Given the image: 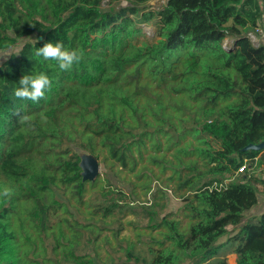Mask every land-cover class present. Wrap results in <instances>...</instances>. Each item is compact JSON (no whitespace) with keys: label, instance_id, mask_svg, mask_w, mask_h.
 <instances>
[{"label":"trees","instance_id":"16d2710c","mask_svg":"<svg viewBox=\"0 0 264 264\" xmlns=\"http://www.w3.org/2000/svg\"><path fill=\"white\" fill-rule=\"evenodd\" d=\"M125 1L0 0V50L24 40L0 64V192L12 190L0 195V264H95L96 233L109 245L126 224L149 237L121 236L108 264H264V212L246 219L257 178L238 173L264 150L248 148L264 141L260 0ZM58 41L84 52L69 71L35 55ZM38 72L52 81L45 97H15ZM80 150L102 157L104 176L82 179ZM167 169L183 204L164 212ZM88 182L115 196L81 220L70 204L88 201Z\"/></svg>","mask_w":264,"mask_h":264},{"label":"rangeland","instance_id":"374dc122","mask_svg":"<svg viewBox=\"0 0 264 264\" xmlns=\"http://www.w3.org/2000/svg\"><path fill=\"white\" fill-rule=\"evenodd\" d=\"M166 2V0H152L150 2V5L152 6V8H159L161 7L164 3ZM105 4L108 3V0H105L104 2ZM120 5L125 6L127 5V2L125 0H120ZM141 34L145 35L149 38L153 37V35L155 34V25L153 24H147L144 23L141 25ZM252 37V40L254 41L255 44H258V41L256 40V37L254 35V33L250 34ZM31 39V37H30ZM24 40L20 41V43L17 46H21L22 42ZM231 39H228L226 41V43H230ZM14 47L9 48L8 50H0V53L3 52H8L10 49H12ZM9 57V56H8ZM7 57V58H8ZM6 58V59H7ZM5 59L0 57V64L4 61ZM189 138H191L189 136ZM81 154L86 153L85 151H81ZM100 161V174L98 176H104L105 172H106V167L105 164L102 162V157L98 158ZM170 173L171 170L167 169L164 173H162V187H167L168 189V193L170 195V203L169 206L167 207V209L164 212H168L170 209L171 210H177L178 208H180L183 204L182 200L178 197V196H174V186L175 183L173 181H171L169 179L170 177ZM125 173H122V175H124ZM135 179V178H133ZM112 182L116 183L117 181L113 178L112 176ZM118 183V182H117ZM155 184V183H154ZM129 183H127L125 186H128ZM106 188H109L107 185H104ZM87 192L85 194L84 200H88L87 202L85 201L84 203H76L74 202L73 204H70V210L72 213L75 214V217H79L81 220L84 219H89L92 216V212L95 211V209L93 208V206L97 205L99 202H108L106 199L110 196H115V194H110L106 199L105 196L103 195V188L100 185L97 186H91L90 182L87 183ZM107 190V189H106ZM137 190L139 192H141V188L140 186H138ZM101 216L100 213H98L96 215L95 213V217L98 220L99 217ZM135 219V220H139L138 216L134 215V214H130L128 216H126V219ZM180 218L182 220V225H186L188 223V219L186 217H183L182 215H180ZM147 220H145L144 222H146ZM231 225L228 226V233H230V231H232L233 229H231L232 227H230ZM140 231V234L137 236V232ZM147 230L144 229L141 226H135V224H126L124 229L121 230L120 235L118 237V239H112L111 244L107 245L106 241L104 240V235L106 233L110 234V232L108 230H103L102 233L97 234V240L95 242H91L89 243V247L87 249V253L94 258L95 260V264H108L107 260L111 255H115V253L113 252V248L116 246V243L120 241L121 236L123 235H127L130 236L134 241L139 240V238H144L147 239L149 236V233H146ZM156 232V231H154ZM227 237V235L225 236ZM222 238V240L225 239ZM96 246H94L95 244ZM229 261L231 264H236V262L233 259V255H229ZM184 264H191L188 260L185 261Z\"/></svg>","mask_w":264,"mask_h":264},{"label":"clouds","instance_id":"9594fccd","mask_svg":"<svg viewBox=\"0 0 264 264\" xmlns=\"http://www.w3.org/2000/svg\"><path fill=\"white\" fill-rule=\"evenodd\" d=\"M32 42L36 44V40ZM23 51L20 46L10 49L8 52L0 53V57L6 59L10 55H19ZM35 55L42 57L45 61H54L61 71H69L74 65H78L84 58L82 49L67 48L63 42H46L42 47L36 48ZM19 87L14 91L15 97L38 102L45 97L47 91L52 87V81L45 72L25 74L19 79ZM22 122H27V117H21ZM12 190L5 187L0 195L9 197Z\"/></svg>","mask_w":264,"mask_h":264},{"label":"crops","instance_id":"0c3cea01","mask_svg":"<svg viewBox=\"0 0 264 264\" xmlns=\"http://www.w3.org/2000/svg\"><path fill=\"white\" fill-rule=\"evenodd\" d=\"M260 2H261V9H262V16L258 22L257 29L255 30V32H252V33H254L256 40L258 41V44L260 43L264 44V0H260ZM263 159H264V150L258 155V157L255 158L256 162H254V164L256 163L257 164L256 166L252 167L251 162L250 164H248L251 169V171L249 172L257 178V180L254 181V185L257 188L258 203L255 206H253L251 209L247 210L246 219L252 216L260 215L261 213L264 212V169H261L260 163H259L260 161L263 162L264 161ZM230 227H232L231 229L235 228L233 225H231ZM232 255H233L234 261L237 264L236 254H232Z\"/></svg>","mask_w":264,"mask_h":264},{"label":"water","instance_id":"95a60500","mask_svg":"<svg viewBox=\"0 0 264 264\" xmlns=\"http://www.w3.org/2000/svg\"><path fill=\"white\" fill-rule=\"evenodd\" d=\"M248 148L257 150L264 149V141L259 144L250 145ZM80 166L82 168V179L84 181H94L100 174V161L98 157L91 153L81 154Z\"/></svg>","mask_w":264,"mask_h":264},{"label":"built area","instance_id":"2783aa9c","mask_svg":"<svg viewBox=\"0 0 264 264\" xmlns=\"http://www.w3.org/2000/svg\"><path fill=\"white\" fill-rule=\"evenodd\" d=\"M250 162H251L252 167L257 165L256 163L254 164V162H256L255 159L253 161L246 160L245 163L239 168L238 173L244 172L245 170L251 171L250 166L248 165V164H250ZM260 167H261V169H264V162L260 163ZM226 183H227V180L224 183H220L218 185L215 183V185L218 187H223L224 184H226Z\"/></svg>","mask_w":264,"mask_h":264}]
</instances>
